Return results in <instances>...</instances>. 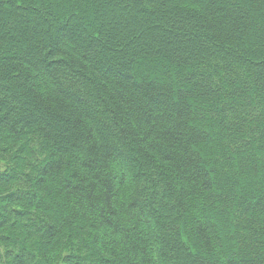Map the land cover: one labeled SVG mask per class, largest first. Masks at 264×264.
<instances>
[{"label": "trees", "instance_id": "16d2710c", "mask_svg": "<svg viewBox=\"0 0 264 264\" xmlns=\"http://www.w3.org/2000/svg\"><path fill=\"white\" fill-rule=\"evenodd\" d=\"M0 264H264V0H0Z\"/></svg>", "mask_w": 264, "mask_h": 264}, {"label": "rangeland", "instance_id": "374dc122", "mask_svg": "<svg viewBox=\"0 0 264 264\" xmlns=\"http://www.w3.org/2000/svg\"><path fill=\"white\" fill-rule=\"evenodd\" d=\"M18 241V237L17 236H13L12 239H10V245L11 247H13Z\"/></svg>", "mask_w": 264, "mask_h": 264}]
</instances>
